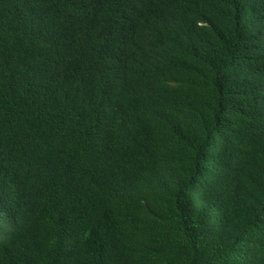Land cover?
Here are the masks:
<instances>
[{"label":"trees","instance_id":"1","mask_svg":"<svg viewBox=\"0 0 264 264\" xmlns=\"http://www.w3.org/2000/svg\"><path fill=\"white\" fill-rule=\"evenodd\" d=\"M0 264H264V0H0Z\"/></svg>","mask_w":264,"mask_h":264}]
</instances>
